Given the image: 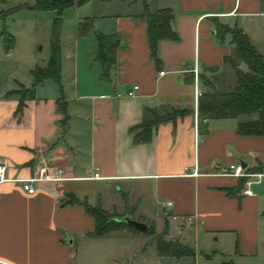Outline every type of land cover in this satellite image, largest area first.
Listing matches in <instances>:
<instances>
[{
  "label": "crops",
  "instance_id": "1",
  "mask_svg": "<svg viewBox=\"0 0 264 264\" xmlns=\"http://www.w3.org/2000/svg\"><path fill=\"white\" fill-rule=\"evenodd\" d=\"M20 1L0 0V11ZM111 2L112 10L93 17L94 30L119 37L107 81L99 80L93 34L74 31L71 51L60 48L58 83L36 84L19 115L17 98L8 93L25 88L29 72L44 65L28 69V80L22 67L21 78L0 86V264H197L193 250L158 256L154 239L162 232L166 241L175 232L185 246L183 236L192 235L202 253L213 242L237 262L264 264V136L236 133V124L252 116L201 125L196 116L197 97L209 92L200 77L217 90L230 79L222 60L233 47L228 36L216 41L214 23L236 26L263 56L264 0H152L171 10L177 36L158 43L159 69L149 58L144 23L135 20L140 2L103 1ZM0 57L11 58L1 42ZM162 106L187 113L134 144L129 129L145 110ZM241 164L245 174L258 164L262 170L243 177L236 190L240 177L231 172ZM41 169L42 175L60 170L62 179L42 180L26 193L20 181ZM69 197L152 230L90 237L92 218L63 204ZM147 248L155 257H145Z\"/></svg>",
  "mask_w": 264,
  "mask_h": 264
},
{
  "label": "trees",
  "instance_id": "2",
  "mask_svg": "<svg viewBox=\"0 0 264 264\" xmlns=\"http://www.w3.org/2000/svg\"><path fill=\"white\" fill-rule=\"evenodd\" d=\"M88 0H32L31 3H21L13 8H28L34 10H54L59 15L62 9L71 5H82ZM110 1V0H103ZM141 5L140 14L135 20L144 23V38L149 53V58L154 67L159 69L160 60L158 57V43L160 41L177 40L175 32L171 28L173 15L169 9H157L153 6L152 0H138ZM59 21V19H56ZM78 36H83L88 32L93 34L96 43V54L94 60L100 66L99 80L107 81L109 73L115 64L116 50L119 45V37L115 34L104 35L94 30L93 19L90 17L80 19L75 26ZM229 37V44L233 47V54L224 57L222 63L232 73V84L224 91L217 90L212 83L200 77L201 83L209 89L207 93H201L196 101V116L199 124L209 120L237 119L243 116H252V120L239 122L235 126L238 135L264 136V56L260 55L249 39L236 26L231 28L214 23V38L222 42ZM10 39L3 40V47L8 49ZM245 67V71L240 70L239 65ZM60 65V47L57 38L56 26L53 29L50 44L49 57L43 67H35L31 70V85L25 89L8 93L17 98V105L14 114L19 115L24 106V102L33 98L34 86L43 80L50 79L58 83ZM231 83V80H230ZM187 113L172 107L162 106L145 110L140 122L129 129L134 144L145 143L149 140L151 131L160 123L173 121L174 118ZM262 167L258 164L251 169H247V174L260 173ZM245 178H238L236 190L244 183ZM63 204H75L83 208L86 215L92 218L94 228L90 237L101 238L110 232L127 230L136 232L123 223H117L114 219L120 216L108 214L100 206H89L84 202H78L73 198H68ZM147 227L145 234L151 232ZM163 232L154 239L155 251L158 256H170L174 258L192 256L193 251L177 240L166 241L162 238Z\"/></svg>",
  "mask_w": 264,
  "mask_h": 264
},
{
  "label": "rangeland",
  "instance_id": "3",
  "mask_svg": "<svg viewBox=\"0 0 264 264\" xmlns=\"http://www.w3.org/2000/svg\"><path fill=\"white\" fill-rule=\"evenodd\" d=\"M31 1L24 0L18 4L31 3ZM118 1L114 0V3ZM111 5L112 2L107 4L103 3V0H88L82 5L65 7L59 15L54 10L17 9L13 8L14 4L0 11V42L3 48V40L6 37L10 39L7 51L11 55L9 60L0 57V86H3L8 78H21L22 67H24V80H28V69L33 68L36 64H46L49 57L50 38L55 26L61 51L70 52L76 23L82 18L94 19L93 17L99 16L101 12L112 10L113 6ZM260 33L259 40L264 42V31H260ZM238 68L243 70L241 65ZM231 74H229L230 79L226 81V84H217L219 91H225L232 84ZM28 82L30 83L26 85L25 89L31 85V81ZM172 238L181 241L175 236V232L170 234V239L173 240ZM183 238L186 240V245L194 251L197 264H245L244 261L237 262V257L221 255L213 242H209L208 247L202 253L194 246L192 235L183 236ZM148 251L149 249L145 257H155L153 251L150 253Z\"/></svg>",
  "mask_w": 264,
  "mask_h": 264
},
{
  "label": "built area",
  "instance_id": "4",
  "mask_svg": "<svg viewBox=\"0 0 264 264\" xmlns=\"http://www.w3.org/2000/svg\"><path fill=\"white\" fill-rule=\"evenodd\" d=\"M135 90H137V87L133 86L132 89L129 92H127L126 95L132 96ZM230 169H232V167H230ZM42 172H43V169L39 170V173L37 175H34L28 179H24L20 181L21 187L26 193L32 194L34 192V185L42 180L56 181V180L62 179V176H61L62 172L60 170H55L53 172L46 173L45 175H42ZM231 175L237 176V177H246L249 174L243 173L240 168L236 167L231 172ZM4 180H5L4 166L0 164V182ZM244 194H248V191H244Z\"/></svg>",
  "mask_w": 264,
  "mask_h": 264
},
{
  "label": "water",
  "instance_id": "5",
  "mask_svg": "<svg viewBox=\"0 0 264 264\" xmlns=\"http://www.w3.org/2000/svg\"><path fill=\"white\" fill-rule=\"evenodd\" d=\"M243 168H244V164H241L240 169H243ZM114 221L117 223H123L127 227H130L139 233L144 232L147 228V226L144 223L131 219L127 215H122L119 218L114 219Z\"/></svg>",
  "mask_w": 264,
  "mask_h": 264
}]
</instances>
